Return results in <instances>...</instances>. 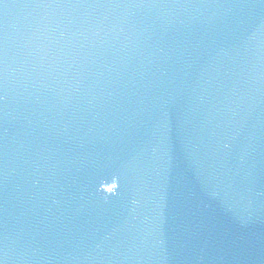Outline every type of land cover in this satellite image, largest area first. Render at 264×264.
<instances>
[{
	"label": "water",
	"instance_id": "obj_1",
	"mask_svg": "<svg viewBox=\"0 0 264 264\" xmlns=\"http://www.w3.org/2000/svg\"><path fill=\"white\" fill-rule=\"evenodd\" d=\"M0 264H264V0H0Z\"/></svg>",
	"mask_w": 264,
	"mask_h": 264
}]
</instances>
